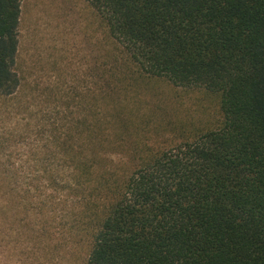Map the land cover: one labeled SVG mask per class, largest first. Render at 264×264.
Listing matches in <instances>:
<instances>
[{
    "label": "trees",
    "instance_id": "16d2710c",
    "mask_svg": "<svg viewBox=\"0 0 264 264\" xmlns=\"http://www.w3.org/2000/svg\"><path fill=\"white\" fill-rule=\"evenodd\" d=\"M86 1L113 51L105 87L57 129L60 164L37 177L62 198L60 230L85 264H264V0ZM19 19L20 0H0L5 96L19 86ZM154 79L218 96V124L151 145L133 96Z\"/></svg>",
    "mask_w": 264,
    "mask_h": 264
},
{
    "label": "rangeland",
    "instance_id": "374dc122",
    "mask_svg": "<svg viewBox=\"0 0 264 264\" xmlns=\"http://www.w3.org/2000/svg\"><path fill=\"white\" fill-rule=\"evenodd\" d=\"M112 51L103 21L86 0H20L19 86L0 94V264H85L87 247L58 226L62 198L37 177L60 164L57 129L83 116L91 93L105 87ZM136 88L140 135L151 145L171 146L219 122V99L211 92L157 79ZM161 121L168 126L159 128ZM30 183L42 186L39 193L26 194ZM48 200L47 212L40 210ZM45 220L50 228L40 233Z\"/></svg>",
    "mask_w": 264,
    "mask_h": 264
}]
</instances>
